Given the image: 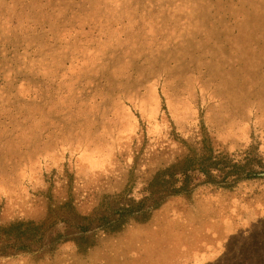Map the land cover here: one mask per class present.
I'll return each instance as SVG.
<instances>
[{
  "label": "rangeland",
  "instance_id": "374dc122",
  "mask_svg": "<svg viewBox=\"0 0 264 264\" xmlns=\"http://www.w3.org/2000/svg\"><path fill=\"white\" fill-rule=\"evenodd\" d=\"M0 264H264V0H0Z\"/></svg>",
  "mask_w": 264,
  "mask_h": 264
},
{
  "label": "trees",
  "instance_id": "16d2710c",
  "mask_svg": "<svg viewBox=\"0 0 264 264\" xmlns=\"http://www.w3.org/2000/svg\"><path fill=\"white\" fill-rule=\"evenodd\" d=\"M170 180H172V177H170L169 179H165L164 177L162 178L161 176H159L158 174H157V176H155L154 178H153V181H154V183L156 184H159V185H161V186H164L165 184H167V183H169V181ZM171 183V182H170ZM119 218H117V219H115L116 220V223H113V224H111V223H109L108 225V227L109 228H105V229H109V230H116V229H118L121 225H123L124 224V222H125V220H123V216H125V211H121V212H119ZM87 230H90V228H89V226L88 225H85L84 227H83V229H81V231H83V232H85V231H87ZM91 244V240H89V239H84V238H81V242L78 244V242L76 243V246H77V249L78 250H83L84 248H86V247H88L89 245Z\"/></svg>",
  "mask_w": 264,
  "mask_h": 264
}]
</instances>
